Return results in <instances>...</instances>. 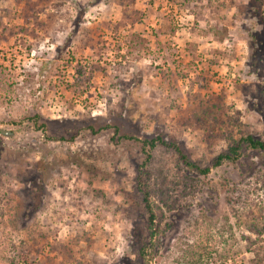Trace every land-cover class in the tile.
Instances as JSON below:
<instances>
[{
    "label": "rangeland",
    "instance_id": "obj_1",
    "mask_svg": "<svg viewBox=\"0 0 264 264\" xmlns=\"http://www.w3.org/2000/svg\"><path fill=\"white\" fill-rule=\"evenodd\" d=\"M246 136L264 0H0V264H264V150L212 167Z\"/></svg>",
    "mask_w": 264,
    "mask_h": 264
},
{
    "label": "trees",
    "instance_id": "obj_2",
    "mask_svg": "<svg viewBox=\"0 0 264 264\" xmlns=\"http://www.w3.org/2000/svg\"><path fill=\"white\" fill-rule=\"evenodd\" d=\"M144 146H148V148L151 150L152 148L155 147L156 144H160L164 147H171V144H168L161 138L157 137L155 139L147 140L142 142ZM244 143L249 149L255 150H264V141L261 140H255L251 136H246L244 138H241L237 142H235L233 145L229 146V148L219 154L212 163L213 168H217L222 165L223 162H231L234 163L236 162L239 157H240V146L241 144ZM174 146V145H173ZM175 151L179 154L181 160L183 161L184 165H186L187 168L190 170H195L201 175H206L209 172L208 168L201 169L192 162H190L187 157L178 149V147L174 146L173 147ZM149 157V156H147ZM37 166V167H36ZM50 164L47 162H39L38 165L35 164L34 170L37 171L36 176H34V181H35V194L38 195V198H40V195L42 196L43 190H44V182L45 178L48 175V172L50 173ZM137 191L141 194L142 196V202H143V207L145 209V212L147 214L146 222H147V228L150 231V237L156 234V215L153 210V203L150 201L148 191L146 190L145 185L141 186L140 184L137 186ZM150 245H145L142 246L138 251L137 254L139 258L142 260H148L147 258H151L150 255Z\"/></svg>",
    "mask_w": 264,
    "mask_h": 264
}]
</instances>
